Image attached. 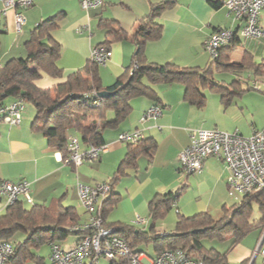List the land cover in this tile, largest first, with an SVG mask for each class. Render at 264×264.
I'll use <instances>...</instances> for the list:
<instances>
[{
    "label": "crops",
    "instance_id": "obj_1",
    "mask_svg": "<svg viewBox=\"0 0 264 264\" xmlns=\"http://www.w3.org/2000/svg\"><path fill=\"white\" fill-rule=\"evenodd\" d=\"M160 1L104 0L100 7L83 10L78 0H32L29 7L22 9L26 20L20 31H16L14 10H9L6 17L0 20V67L10 58L25 57L24 43L35 26L44 19L58 15L57 26L51 30L50 35L61 47L57 65L63 71L64 78H52L41 73V77L35 80L39 88L45 89L59 83L68 74L83 67L89 60L91 49L106 40L110 27L103 23L114 21V31L125 33L126 38L111 41L109 47L104 45L112 51L110 59L98 66L104 87L114 84L132 64L137 49L134 43L136 38L144 42V54L148 61L172 63L185 68L211 67L213 81L223 84L229 90L220 92L206 88L203 90V102L191 104L184 98L183 84H152L161 100V115L143 120V113L154 102L144 96L132 98L129 101L130 113L116 126L103 129L102 145H106V150L97 160L84 161L80 165L64 161L61 153L51 148L47 134L31 127L36 108L32 103V107L24 105L18 124L0 119V181L28 182L33 204L48 205L59 200L66 207H75L79 214L77 223H80L87 215L79 201L78 184L93 185L108 182L114 177L127 149V143L124 146L117 140L119 133L139 130L143 138L151 137L156 141V149L151 157L140 155L137 167L127 169L115 181L103 206H110V211L121 203V214L113 218L116 221L110 222L107 221V214L103 216L107 224L121 222L118 219L132 221L134 212L141 213L145 208L148 210L149 202L156 195L166 194L180 186L183 188L173 206L176 212L184 216L206 212L213 217L220 207L227 205L229 170L224 162L209 156L200 171L186 173L180 168L178 154L189 144L193 130L218 129L249 137L264 129V122L259 121L261 117L258 109L243 101L251 89L262 91L254 85L260 86L264 82V74H255V67L264 58V38L242 36L240 31L245 21L230 13L223 4L224 0H174L154 18V22L161 25L157 39L144 40L136 36L141 19L150 13L153 4ZM214 3L218 5L214 6ZM258 22L264 27V6L260 10ZM223 29L233 34L227 44L232 48H227L223 53L228 56L231 65L228 68L216 64L213 60L215 57L204 47L205 40L211 34ZM245 52L251 55L248 62H254V68L250 65L249 68L243 67ZM215 71L218 77H214ZM234 82L236 89L239 87L244 91L232 94L231 91L235 89L231 85ZM17 98L16 94H10L4 104ZM76 108V100L66 104V110ZM113 118L114 113L108 112L107 119L110 121ZM90 121V117L85 120L86 124ZM73 135L80 140L75 130L70 129L69 136ZM81 146L84 149L88 147L82 143ZM124 176L127 178L125 184L120 182L121 187L116 189L115 185ZM184 192L192 194V198L179 200ZM20 200L26 202L23 198ZM78 205L83 208L82 212L86 216L84 220ZM6 206L5 197L0 195V213L5 212ZM225 226L228 233L224 228L221 231L223 239L228 238V244L223 251H218L216 246L212 248L216 247L218 252L224 253L229 264H247L264 228L252 230L232 244L236 234L228 225ZM252 264H263L262 257L256 255Z\"/></svg>",
    "mask_w": 264,
    "mask_h": 264
},
{
    "label": "trees",
    "instance_id": "obj_2",
    "mask_svg": "<svg viewBox=\"0 0 264 264\" xmlns=\"http://www.w3.org/2000/svg\"><path fill=\"white\" fill-rule=\"evenodd\" d=\"M173 2L174 0H162L153 4L150 13L141 19L136 36L144 40L157 39L161 25L154 22V18ZM217 5L218 3H214V6ZM57 19L58 15H55L39 22L24 43L26 56L10 58L0 67V106L4 105L5 98L10 94H16L24 102L32 103L36 108V115L31 127L47 134L51 148L60 152L63 160L69 156L70 129L75 130L83 145H101L103 129L116 126L130 113L129 101L132 98L144 96L151 99L154 105L161 107L160 97L152 84H183L184 98L191 104L203 102V90L206 88L220 92L224 89L229 90L223 84L213 81L211 67L185 68L172 63L158 64L148 61L144 54V42L136 38L134 43L137 49L132 64L111 86L102 85L98 73L99 65L89 59L83 67L68 74L63 81L45 89L39 88L35 80L41 77V73L52 78H64L63 71L57 65L61 47L50 35L51 30L57 26ZM103 24L110 27V30L106 33V40L102 45L108 46L113 40L126 38L125 33L114 31V21H105ZM227 48L232 47L230 45L220 47L217 56L213 59L216 64L220 63L222 68L231 66L228 63V56L223 55ZM250 56L247 52L244 53L243 67L249 68V65L251 67L255 65L252 61L248 62ZM255 74H264V58L255 67ZM148 82L150 84H147ZM235 83L231 85L235 89L231 93L240 94L244 90L238 87L237 91ZM102 91L113 94L99 97L97 94ZM71 100L77 101V108L66 110V104ZM109 111L114 112V118L110 121L107 119ZM87 117H90L91 121L84 124ZM0 119H3L1 115ZM126 146L118 171L108 181L111 190L115 181L124 175L127 169L137 167L140 155L151 157L157 145L153 138L142 137L135 143H127ZM182 188L183 186H180L166 194H158L149 202L147 212L151 224L148 229L123 222L108 224L118 226L122 237L134 251H139L135 249L138 243L152 242L155 253L165 246L179 248L188 255L200 257L210 264L229 263L224 253L212 247L198 245L197 242L201 238L222 239V227L228 225L236 234L232 243L235 244L252 230L264 228V186H262L239 201L223 205L222 216L218 220L206 212L191 216L176 212L174 230L164 235L157 234L155 222L165 218ZM255 208L260 216L252 220ZM109 209L110 206H103L102 215L105 216ZM78 220L79 214L75 207H66L59 200L48 205L33 204L30 207H26L21 200L7 205L5 212L0 213V241L10 240L14 246L7 264L26 262L46 264L43 257L33 253L32 245L38 247L43 243H57L65 239L73 233L70 227ZM19 233L24 234L25 238L16 239L15 235Z\"/></svg>",
    "mask_w": 264,
    "mask_h": 264
},
{
    "label": "built area",
    "instance_id": "obj_3",
    "mask_svg": "<svg viewBox=\"0 0 264 264\" xmlns=\"http://www.w3.org/2000/svg\"><path fill=\"white\" fill-rule=\"evenodd\" d=\"M83 10L103 5L104 0H78ZM32 4V0H0V20L6 17L9 10H14L16 31H20L25 22L22 9ZM224 5L235 17L243 18L245 24L240 31L242 36L264 38V27L258 22L259 13L264 6V0H224ZM232 32L219 30L211 34L204 42L205 49L216 57L221 46L229 44ZM112 56L111 49L98 45L91 49L89 59L98 65L106 63ZM264 92L262 85H254ZM24 101H15L0 106L3 120L18 124L21 120ZM161 107L152 105L142 116L143 120L155 119L161 115ZM142 138L139 130L119 133L117 140L125 143H135ZM106 145H90L82 148L76 136L68 137L69 156L64 159L74 165L84 161L97 160L106 150ZM215 156L224 162L229 170L227 177L228 194L236 198L264 186V129L246 137L237 132H224L218 129L193 130L190 133L189 144L180 151L178 160L180 168L186 173L202 169L204 160ZM78 197L85 209L86 219L70 227L78 234L76 243L69 249H62L59 244L51 243L49 264H100L101 259H107L108 264H210L204 259L188 255L179 248L163 247L151 258L140 251H134L122 237L117 225H108L102 215V207L111 191L108 182H98L93 185L78 184ZM0 195L5 197L6 205H11L21 198L33 204L29 184L26 181H0ZM134 224H146L148 220L139 214ZM159 235L167 232L156 230ZM14 246L10 240L0 241V264H7ZM256 255L262 257L264 264V231L247 264H252Z\"/></svg>",
    "mask_w": 264,
    "mask_h": 264
},
{
    "label": "rangeland",
    "instance_id": "obj_4",
    "mask_svg": "<svg viewBox=\"0 0 264 264\" xmlns=\"http://www.w3.org/2000/svg\"><path fill=\"white\" fill-rule=\"evenodd\" d=\"M216 73L217 72L215 71L214 77H218L219 76ZM244 85H245V83H244ZM261 97H264V92L263 91L256 90V89L253 88L249 92H247V94L243 97V101H245L246 104H248V105H254L258 109V113H259V115L261 117L259 119V121L260 122H264V99L261 98ZM24 105L26 107H28V106L29 107H32V104L29 103V102H24ZM109 112L110 113L111 112L114 113L113 111H109ZM86 123L87 122H84V124H86ZM121 143L124 146L126 144L125 142H121ZM123 178L124 179H121L117 183V185H115L116 186L115 187L116 189L118 187H121L120 182H121V184L122 183L125 184L127 178H125V176ZM192 196H193L192 194H190L188 192H184V194L180 196L181 199H179V200H181V201H187L188 199L192 198ZM241 198H242V194H238V196L236 198H231L229 196V194H228L227 199H226L225 202L227 203V205H230V204H232L235 201H239ZM119 202L120 201H118L117 203H119ZM24 204H25L26 207H30L31 206V204L26 203V202H24ZM119 204H120L119 206L117 204L115 207H113L107 213V221H109V222L110 221H116L113 218H115V217H117V215H120L121 214V210H120L121 203H119ZM179 208L181 209V204H179ZM82 209H83L82 206L81 205H78V210H79L80 213H83L82 212ZM195 213H189L187 216L193 215ZM136 214H139V215L147 218L148 223L146 224V227L145 228L148 229L149 228L148 226H150L151 221L149 220V218L147 216L148 215L147 208H145L141 213L134 212V219L136 217ZM221 216H222V209L220 207V210L218 211V213H215V215H213V217L216 220H218V219H220ZM82 217H83V220H84V217H86L84 215V213H83ZM258 218H259V212H258L257 208H255L254 209L253 216H252V220L258 219ZM134 219H132V221H130V219H118L117 221H121L123 223H129V224H131V222H133ZM176 220H177L176 207L173 206V207H171L169 209V211L167 212V215L165 216V218L159 219V220H157L155 222V229L156 230H163V231H166V232H171L175 228ZM137 226L143 227L144 224H138ZM222 228H224L225 229V232H227V230H228L227 226H223ZM259 230H260V228H259ZM15 238L16 239H24L25 237H24V234L19 233L18 235H15ZM77 238H79L78 234L70 233L65 239L60 240V241H57V244H59V246L62 249H65L66 250V249L71 248L76 243V241L78 240ZM198 243H200V244H202L204 246H207L208 248H210L212 246H216L219 249H217L216 247H215V249H217L218 251H223L225 249L226 245L228 244V238H225V239H223V238L222 239L213 238V239H211V238L203 237V238H201L198 241ZM31 249H32V251H33L34 254L43 257L44 258V262L46 264H49V253L51 251L50 244L43 243V244H41L38 247L32 245V248ZM135 249L136 250H139L142 253H145L146 255H149L151 258L155 254V249H154V246H153V243L152 242H149L147 244L138 243ZM25 264H35V263H33V262H26ZM100 264H108V260L105 259V258L104 259H101Z\"/></svg>",
    "mask_w": 264,
    "mask_h": 264
},
{
    "label": "water",
    "instance_id": "obj_5",
    "mask_svg": "<svg viewBox=\"0 0 264 264\" xmlns=\"http://www.w3.org/2000/svg\"><path fill=\"white\" fill-rule=\"evenodd\" d=\"M113 93L112 92H109V91H102V92H100V93H98L97 95L99 96V97H108V96H110V95H112Z\"/></svg>",
    "mask_w": 264,
    "mask_h": 264
}]
</instances>
